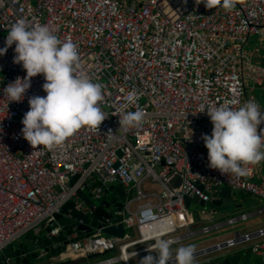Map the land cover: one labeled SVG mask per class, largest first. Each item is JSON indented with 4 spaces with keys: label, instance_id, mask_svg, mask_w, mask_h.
Returning <instances> with one entry per match:
<instances>
[{
    "label": "built area",
    "instance_id": "1",
    "mask_svg": "<svg viewBox=\"0 0 264 264\" xmlns=\"http://www.w3.org/2000/svg\"><path fill=\"white\" fill-rule=\"evenodd\" d=\"M19 18L46 24L61 41L77 46L76 71L102 85L106 119L99 128L82 127L61 145L34 148L21 134V120L28 98L46 95L43 75L31 78L20 102L9 103L0 91V251L42 224L58 235L56 216L68 202L91 214L96 205L86 199H118L112 186L126 191L124 207L111 211L113 217L93 234H71L75 240L53 260L116 251L87 264H133L158 250V238L172 240L173 246L224 225L193 230L187 219L189 193L209 202L217 189L229 187L264 204V160L246 165V177L210 168L201 136L211 134L212 124L200 112L226 102L238 109L249 100L264 111V0H236L230 11L219 5L206 9L196 0H0V47ZM254 36L260 46L249 48ZM14 47L0 56V90L26 75L13 63ZM129 92L137 98L126 107ZM137 109L146 114L140 126L119 125L118 110ZM120 225L123 236L103 235ZM262 237L264 227L237 232L194 246V257L244 243L262 253L264 246L257 242Z\"/></svg>",
    "mask_w": 264,
    "mask_h": 264
},
{
    "label": "clouds",
    "instance_id": "2",
    "mask_svg": "<svg viewBox=\"0 0 264 264\" xmlns=\"http://www.w3.org/2000/svg\"><path fill=\"white\" fill-rule=\"evenodd\" d=\"M206 9L217 5L225 10L235 7L236 0H196ZM15 45L13 63L25 70L23 78L17 77L2 90L10 102H20L31 87V78L43 75L42 90L46 95L28 98L29 110L21 120L23 138L34 148L51 149L63 144L82 127L99 128L106 119L101 108L104 101L102 85L94 83L84 72L77 73L79 62L77 46L70 40L61 41L46 24H29L19 18L10 26L0 56ZM136 93L129 92L127 104H134ZM206 112L212 124L211 134H202L207 149L208 166L221 174L246 177V165H256L264 160V111L255 101H246L238 109L227 102L209 106ZM119 125L138 127L145 119L142 109L123 112L118 110ZM191 138V137H190ZM189 138V139H190ZM172 240L158 238L154 247L157 254L149 253L139 264H173L170 252ZM194 246L176 249L174 264H193Z\"/></svg>",
    "mask_w": 264,
    "mask_h": 264
},
{
    "label": "water",
    "instance_id": "3",
    "mask_svg": "<svg viewBox=\"0 0 264 264\" xmlns=\"http://www.w3.org/2000/svg\"><path fill=\"white\" fill-rule=\"evenodd\" d=\"M111 189L118 195V199H113L112 201L105 199L96 203L92 202L90 198L86 199L87 204L96 205L95 210L91 214H85L76 209L74 201L68 202L63 207L62 213L56 216L57 224L61 227L58 235H50L52 226L42 224L14 240L0 251V264H84L89 259L102 255L96 253L90 255L89 258L82 257L63 262L53 260L55 256L61 254L68 243L75 240V238H70L71 234L78 232L79 238L93 234V231L101 226V222L113 217L111 211L124 207V202L127 198L126 191L121 186H112ZM235 195L236 193L231 188L223 187L212 194V200L209 202L200 200L194 193H189L185 200L188 208L193 203H197L203 207L220 211L224 204L232 205ZM118 227H120L121 231L114 229ZM118 227H110L105 232L115 236H123L125 233L124 226L120 225ZM228 248L222 247L221 249L210 250L205 252V254H200L193 259L195 261L193 264H257L252 256L254 252L251 247L244 250L225 251ZM42 251H45L46 254H41ZM107 253L108 251L105 252V254Z\"/></svg>",
    "mask_w": 264,
    "mask_h": 264
},
{
    "label": "crops",
    "instance_id": "4",
    "mask_svg": "<svg viewBox=\"0 0 264 264\" xmlns=\"http://www.w3.org/2000/svg\"><path fill=\"white\" fill-rule=\"evenodd\" d=\"M262 50H264V48H262L261 51ZM258 95L260 97V100H263L261 91H258ZM221 188L223 187H220L217 190L219 191ZM232 191L236 193V195L234 196L235 200L232 203V205L224 204L223 207L221 206L222 210L220 211H218V209L217 210L209 209L206 211H202L200 214L202 218L200 223L197 224V222L195 221L194 224L192 225L193 230L199 231L205 225H213L216 223L224 224L217 230L208 232L207 234H203V235H211L207 243L214 244L216 242L232 238L234 234L237 232L248 233V232L264 227V212L262 213L259 212V209L263 207L264 205L261 199L256 196L243 193L235 189H232ZM221 217H227V218L226 220H222ZM242 217H245V218H242ZM234 218L238 219L234 224H230V223L225 224L226 221H228L229 219H234ZM216 219L217 220L219 219V220L215 221ZM114 229H116V231H121L120 227L114 228ZM196 236H199V235H194L190 238H187L185 241L181 242L180 244L170 246V252H171L172 258L175 257L176 249L181 246L192 245V246H197L198 248L205 247L206 244H204L202 241L198 242L197 240L194 239ZM257 242H259L261 245L264 246V237L259 238ZM207 245H210V244H207ZM248 247L250 248L251 244L244 243V244L237 245L235 247H229L225 251L244 250ZM157 252L158 250H155L151 252V254L155 255L157 254ZM115 254H116V251H108L107 254L104 253L100 255L99 257L93 258V260H95L96 262L97 260H102L105 258L113 257ZM201 254H205V253H201ZM252 256L255 259L257 264H264V252L258 253V254L252 253ZM142 257L135 258L133 260V264H139L140 259ZM89 260H92V259H89ZM89 260L88 262L84 264L91 263ZM194 262L195 261L193 260V263ZM114 264H125V263L124 261L120 260Z\"/></svg>",
    "mask_w": 264,
    "mask_h": 264
},
{
    "label": "rangeland",
    "instance_id": "5",
    "mask_svg": "<svg viewBox=\"0 0 264 264\" xmlns=\"http://www.w3.org/2000/svg\"><path fill=\"white\" fill-rule=\"evenodd\" d=\"M251 44L252 46L249 47V48H254L257 44H258V37L257 36H254L251 38ZM260 46L259 44L257 45V47ZM262 52H264V50H262ZM112 196H110L109 198H111ZM210 208L209 207H203L197 203H193L191 205V207L189 208V211H188V214H187V219L190 223V227L192 228V224H191V220L194 219L197 224L200 223V221L202 220L200 214L202 211H206V210H209ZM227 217H221L222 220H226ZM219 220V219H218ZM217 219L215 221H218ZM213 223V222H212ZM196 226V225H194ZM193 226V227H194ZM103 235H107L106 232L103 233ZM199 235V236H196L194 239L197 240L198 242H203L204 244H211V243H207L208 242V239L211 235ZM212 242V241H211ZM91 263L92 262H95V260H89Z\"/></svg>",
    "mask_w": 264,
    "mask_h": 264
}]
</instances>
